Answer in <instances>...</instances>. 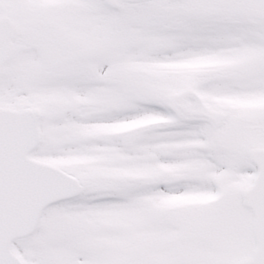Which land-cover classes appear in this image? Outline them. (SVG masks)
Instances as JSON below:
<instances>
[{
    "label": "snow or ice",
    "instance_id": "6c2138e0",
    "mask_svg": "<svg viewBox=\"0 0 264 264\" xmlns=\"http://www.w3.org/2000/svg\"><path fill=\"white\" fill-rule=\"evenodd\" d=\"M0 264H264V0H0Z\"/></svg>",
    "mask_w": 264,
    "mask_h": 264
}]
</instances>
